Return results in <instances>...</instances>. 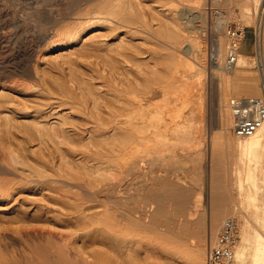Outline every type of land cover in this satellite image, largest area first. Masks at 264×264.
Here are the masks:
<instances>
[{"label":"bare ground","instance_id":"6f19581e","mask_svg":"<svg viewBox=\"0 0 264 264\" xmlns=\"http://www.w3.org/2000/svg\"><path fill=\"white\" fill-rule=\"evenodd\" d=\"M136 1H137V3L138 2L140 3L142 0H135V2ZM153 1H155V0H153ZM194 1H196V0H194ZM206 1H204L202 4H204ZM231 1H233V0H225V2H224V5L226 6L227 9H229V11L231 10V8H230ZM143 2H145V1H143ZM217 2H218V0H217ZM234 2H236V1H234ZM234 2H232V3H234ZM147 3L148 2H146V5L150 4V3L149 4H147ZM170 3H172V2H169V4ZM220 3H222V2H220ZM167 4H168V2H167ZM191 4H190L189 8H187V10L189 9L188 12H185V9L182 8L183 9L182 12L187 13V15H189V17H191V15H193L192 12L194 10L193 6ZM251 4L252 5L254 4V7L250 6ZM251 4H248V3L243 4L242 15L244 17H246L247 21H249V22L252 21L254 23L255 18H254L253 14H259L262 12L264 15V0H253V2H251ZM80 5L83 6V4H80ZM170 6L171 5H169V7ZM173 6L176 7V5H173ZM78 7H81V6H78ZM148 7L149 6H147V8ZM175 7H173V8L171 7V9H175ZM201 7H203V6L201 5ZM201 7H200V11L199 12L197 11V12L199 13V16L201 18L206 17L207 13H208L207 8H206L207 6L203 7V9H201ZM157 8H159V7H157ZM140 9L143 13L142 15L137 14V12L134 8L133 1H131V0H98L97 4H94V6H92L90 8L88 6V8L86 10H84L81 15L79 14V15H77V17L75 16L76 18H75V20L71 21L72 23L69 24L70 26H68V28L65 27V28H67L65 33L68 35V39L73 38L75 40L77 38H81L82 40H84L83 42H85V43L86 42L88 43L89 41H95V40L96 41L101 40V43H103L104 41H102V40L108 41V40L112 39L113 41H115V43L118 42L119 43L118 45H120V43L128 42L127 40H133V39L134 40L135 39L136 40L141 39L142 42L152 40L153 38L158 39L160 36L159 30L154 28V26L152 24L153 23L152 20H154V21L157 20L158 23L156 22V24H159V22H160L161 26L164 25V20L161 19L163 22L158 20V17L160 15H158V16H156V15L159 13H157L155 15V11L152 9H151V12L146 10L145 8L143 10H142V8H140ZM61 10H63V9H61ZM215 10L216 9L212 10V14L215 17V19L213 18L214 22L217 25H221L224 22H226L228 19L227 14H225V13L217 14L216 12H218V11H215ZM78 12H80V11H78ZM78 12H77V14H78ZM174 12H176V11H174ZM174 12L172 11V13H174ZM179 12H180V10H179ZM182 12L180 14H182ZM62 15H64L63 12H62V14L60 13V15H59L60 17L59 16L58 17L61 18ZM176 15H177V13H176ZM168 19H170V18H168ZM194 19H196V18L194 17ZM209 19H211V18H209ZM57 20H60V19H57ZM188 20H192V18H190ZM65 23L68 25L67 21H65ZM215 23H213V24H215ZM255 23H256V20H255ZM262 23H264V21ZM64 24H63V26H64ZM184 24L185 25L187 24L186 21L184 22ZM239 25H241L243 27L242 23H239ZM159 26L160 25H158V27ZM177 26H178V24H177ZM177 26H173V27H175V29H178L179 27L181 28V26H178V27ZM61 27H62V25H61ZM190 27L192 28V26H190ZM65 28H63V29H65ZM89 28H93L92 31L89 32V34H88L87 33L89 31L88 30L86 32L87 35L85 37H83V35H81V30L85 31ZM166 28H168V27H166ZM187 28H188V26H187ZM173 29L170 30V33L168 35L173 38L172 41L174 40L175 44L180 45V41H182V39L184 41L185 37L182 38V36H181L182 34H180V32H179L180 30L178 31V30H175V29L173 30ZM193 29H194L193 31H195V27ZM181 30H184V29L181 28ZM63 31L64 30H62L61 32H63ZM193 31L191 32V30H190L191 33H193ZM263 31H264V25H261V26L258 25L257 26V41H258L259 50H258V54L256 56H254V59H255V63H256L255 67H257L256 69L258 71V76H259V87L261 90V92L259 94L262 93V87L260 84V82H261V71H264V62H263V55H262V50H261V47L263 44ZM59 32H58V34L56 33L58 35V37L55 36L57 38H53L54 40H52V42H51L52 44L54 42H58V43L62 42V40H64L63 38L66 37V36H64L65 33H64V35H62L60 37V35L62 33L60 32L61 34L59 35ZM164 33H165V30H164ZM167 33H168V30H167ZM182 33H185V32H182ZM162 35H161L162 36L161 39H164L163 38L164 34L162 33ZM48 37H50V36H48ZM166 38H169V37H166ZM166 38H165V40H166ZM214 38H212L213 41H211L214 44L212 47L213 50H212V53L209 54V56L211 55L210 58L209 57L208 58L210 59L209 61H211V64H212V66H211L212 67L211 68L212 69V79H213L212 81H214L217 84H220V86H222L220 93L218 92L219 90L217 91L219 93L217 95H220V99H221V98H223V96L225 98L227 91H228L227 88L232 87L233 84L235 85V81L232 80L231 77L226 75L227 72L235 71L236 75H237L236 80H238V77H241L242 75H244L245 68H247V66H250L251 63H253L252 62L253 55L245 54L244 51H242V50L239 51V58H238L237 67H235L234 69H231V70H226L224 65H223V60L225 58L226 50H224V48H223L225 46H223V40L221 38V34L219 35V37H217L218 39H216V38L214 39ZM191 39H192V37H191ZM226 40H227V37H226ZM106 41H105V43H106ZM158 41L159 40H157L156 42H158ZM98 42H100V41H98ZM145 42H144V44H145ZM185 42H187V41H185ZM196 42H197V38H196ZM105 43H103V44H105ZM107 43L111 44L110 41ZM162 43H164V42H162ZM171 44H172V42H171ZM171 44H169V45H171ZM183 44H185V43H183ZM74 45H75V43H74ZM80 45H78L79 48L84 49V47L82 48V47H80ZM179 45H178V48H179ZM190 45H191V43H190ZM195 45H196L195 47H193V46L192 47L195 48L196 55L201 57V58H205L207 53H209L207 51L208 50L207 46H206L207 44L195 43ZM86 46H87V44H86ZM90 46H92V44H90ZM226 46H227V42H226ZM68 47L69 46H63V47L56 49L55 51L53 50L52 53L50 52L51 58L55 59V58H59L60 56L62 58L63 56L68 55V53L70 54L69 51H71V50L68 49ZM127 47L128 46H126V49L122 50V51H120L119 49H118V51L116 49L114 50L115 54L117 52H118L117 54H119L121 52L119 56L114 57V55H113V57L110 58V60H108L105 57V61H109V62H107L109 64V67L110 68L112 67L113 71L119 70V72L121 74L125 75V73H122L123 72L122 70H121L122 72L120 71L121 66H123L122 64L126 63V62L130 63L131 60H133V64L132 63L131 64L134 66H130V67H128L127 65L125 66L127 68L126 73H127V71L130 73V71L133 70V67L136 68L137 72L140 75H141V73H145V74L148 73L151 70V68L149 66H147L148 65L147 61H144V60L142 61L141 60L142 57H138L139 53L136 54L134 57L130 56V54L132 55V53L129 54L127 52L128 51ZM129 47H131V46H129ZM174 47H176V46H174ZM74 48H76V47H74ZM79 48H77V49H79ZM98 48H99V46L97 47V49ZM103 48L104 47L101 48L102 51L105 50V49L103 50ZM135 48H136V45H135ZM135 48L133 50H135ZM147 49H149V48H147ZM175 49L177 50V48H175ZM91 50L94 52L95 48L91 49ZM151 50L155 51V50H153V48H151ZM171 50H173L171 52L176 51V50H174V48L172 49V47H171ZM83 51H86V50L84 49ZM88 51L90 52V50L87 48L86 52H88ZM112 51L113 50L111 49L110 52H112ZM177 51H179V50H177ZM81 52H82V50H81ZM86 52H85V54H86ZM167 52L169 53V51H167ZM95 53L98 54L97 52H95ZM104 53H105V51H104ZM83 54H84V52H83ZM108 54H109V56H111L110 54H112V53H108ZM169 54H171V53H169ZM174 55H175V53H174ZM45 56H46V54H45ZM92 56L96 57L94 54ZM92 56H90V57H92ZM109 56H108V58H109ZM170 56L172 58L173 55H170ZM170 56H168V57H170ZM183 56H185V55H183ZM183 56L179 55V53H178L176 55L177 59H176V57L172 59L173 61H176L179 59L176 62L177 64L175 63V65L181 64L180 65V67H181L182 65L186 66L189 64V62L187 61L189 59H187V60L183 59L186 57V56L185 57H183ZM96 58H98V57H96ZM201 58H200V60H201ZM180 60H181V62H180ZM65 62H68V61L65 59ZM74 63H73V61L71 62L72 65H74ZM100 63H102V60L100 61ZM249 63H250V65H249ZM102 64H101V66H102ZM120 64H121V66H120ZM172 65H174V64H172ZM208 65H210V64H208ZM66 66L68 67V65H66ZM67 67H66V69H68ZM88 67L90 68V66H88ZM109 67H107V68H109ZM125 67H124V69H125ZM148 67L150 68L149 71H147ZM175 67L179 68V66H175ZM69 68H70V66H69ZM178 68H174V69H176V71L180 70ZM71 69H72V66H71ZM71 69H70V71H71ZM73 69H72L71 73H73L75 71ZM112 69H110L111 70L110 72H112ZM96 70H97V68H96ZM182 70H184V69H182ZM30 71H32V70H30ZM76 71H78V70H76ZM69 73H67V75ZM114 73H116V72H114ZM129 73H128V75H129ZM30 74H33V73L30 72ZM76 74L77 73H75V75ZM91 74L89 75L90 77H91ZM176 74L174 72L173 77L176 79L172 81L175 84L174 87H177L174 89V91L176 90V94L180 93L181 96L179 95V97H182V98H181V104L174 109L170 108V107H172V105L171 106L168 105V103L171 104L172 102L171 103L165 102V100H164V102H165L166 106H168L169 110H168V108L166 109V107H164L165 106L164 103H163L164 105H162V104L159 105L160 102H159L158 106H156L155 108L152 105H148L149 100H151L153 97H152V95L150 96L151 91L148 93L149 95L139 92L138 86H139L140 80L137 81V80H135V78L132 79L131 77L124 80V79H121V77L119 78V77H116V75L112 74V76L114 75V77H113L114 80L112 79L113 81H110L108 79H105V83H104L106 85L105 94L101 95V97H99V99H98V96H95L96 91L93 93V90L90 91L91 96H92V93L94 94L93 97L91 98L92 100L89 98L91 96H85V95H84L85 99L83 98V96H82L83 99H77L76 98L75 105H72V107H74V109L77 110L79 113L80 112L82 113L81 114L82 120H78V119L73 120L75 117L71 118V117H69V115H67L68 118H71L72 120H64V118H65L64 117L62 120H60V118H57L59 120L50 121L49 119L44 120L45 118L43 117L44 116V114H43V116H41V118L43 117V120L41 119V120L30 121L27 119L25 120V118H24V120L18 119L20 121V122L17 121L18 123H16V122L13 123V122H11V120H9L10 119L9 115H6L7 112L4 114V115H6L5 116L6 124H5V122H3L5 124L4 125L5 128H3V129L5 130L6 133H8V132L10 133L12 131L11 130L12 125H15V126L17 125V127H18V125L19 126L22 125L23 129L27 128L30 131L29 134H31V137L35 136L36 140L39 139V141H40V144L38 143V146L39 145L40 146L38 147L39 151L37 153L39 155H37V157L34 158L33 161H31L33 158L31 160L25 159L24 155H22L16 148H12L11 146L9 147V149L7 151H5V152H7L6 158H9L10 160L16 161V163L17 162L22 163L23 169L21 170V172L19 171L20 168H19V170H17V168L10 166L9 163L7 165V162L4 163V162H1V160H0V173H2V175L12 174L14 176H19L18 177L19 179L18 180L14 179L11 182V184H8V185L6 184L5 186H1V184H0V202H1L0 203V232L2 230L7 229V230L3 231V233L7 234V236L9 235L11 237H16V234L22 233L21 234L22 236L24 235V236L28 237L29 239H31L32 243L30 246H28L30 254L26 255V257L29 256V264H39V259H40L39 254H41L39 252L41 250H40V244L38 242V237L40 238V236H42V237L46 236V238H47L46 239L47 243L45 244V249L48 252H46L45 255L43 254V257H45L46 260H48L49 264H100L101 262L97 259L98 256L96 257V255H95L96 253L93 252V250L86 249L87 245L90 247V245H94V244L96 245L97 244V246L101 247V245H98V244L101 243L103 246H105L107 244H103V243H108V245H110V246L112 245L113 247L115 245L116 248L119 247V248L131 249V248H133L136 241L139 240V239L137 240L136 235L137 234L139 235L142 232L141 229H139V231L136 230V229H138V227L142 226L145 229H148V228L152 229L153 228L156 230H157V228L160 230L163 229L162 228V219L161 218L158 219V216H157V214H160V213H157L158 211H160L159 210L160 207L158 209H156L153 205H151L152 203H150V205L152 207H154L153 209L151 207V209L153 211L150 212L149 211L150 206L148 207L149 203L145 202L146 204L143 203V205L138 204L137 208H140L139 209L140 214H136L135 210H131L129 207H126V200L127 199L118 201L119 199H122V198L114 197V195L112 193L109 194V192H113L115 190V188L113 190V187H111L110 184H109V186H110L109 191L105 190L103 188V186H102V188H99V187L97 188L99 183L106 184L107 178L109 180V178H113L111 176H113L115 174V173L113 174V172L109 171V172H111V174H113V175H109L110 176L109 177L107 174H105L106 173L105 170H107V173H109L108 170L114 171L116 169V167H119V168H122V170L124 168L127 169V171L129 172L127 174H130L131 172L132 173H134V172L139 173L140 172L142 175H145V169H144V171L141 170V169H143V167L141 166V164H139V163H141L140 160L143 161V160L147 159L148 162H150V163H159L160 165L165 166L164 164L168 163V161H170V159L178 158V160H180V162L182 163L183 166H191L194 169V174H195L193 176L194 180L199 182L202 179V177H201V169L202 168L201 167H202L203 160H201V154H202L203 150L198 149L196 153L191 154V156H189V157L187 155H184V154L181 155V154L176 152V148L179 145L186 147L185 143H187V145H188L189 141L197 135L194 131V128H193V126H194L193 121H195V119H193V121H192L191 117H189V118L186 117V119L183 118V115H182L183 113L181 114V111H182V108H184L186 105L190 104L191 102H195V99L192 97L193 95L197 96V99L201 100V98H202L200 96L201 91L198 90L199 85L197 88H196L197 85H195V88H196L195 89L194 88V82L188 81L186 79V78L192 79L194 73L188 74V73H185L183 71L182 74L179 73L181 75H179V74L176 75ZM195 74H197V73L195 72ZM109 75H110V73H109ZM124 75H123V78L128 76V75L127 76H124ZM131 75H133V74H131ZM178 75H179V77H178ZM71 76H72V74H71ZM184 76H186L185 79H183ZM197 76H198V74H197ZM26 77H28V76H26ZM42 77H43V75H42ZM64 77L62 78V80H60L61 79L60 76L58 78L60 81L63 82ZM87 77H88V75H87ZM38 78H39V75H38ZM83 78H84V74H83L82 79ZM92 78L93 77H91L90 79H92ZM117 78H119L120 80H117ZM71 79H70V81H73V79H77V78L73 77ZM197 79H199V78H197ZM197 79H196V81H197ZM35 80H38V79H35ZM70 81L68 83H70ZM83 81H86V80L83 79ZM83 81H82V83L84 84L85 82H83ZM119 82H122V84ZM198 82L199 81H197V83ZM236 82L239 83V81H236ZM37 83H38V81H37ZM63 83H65V81ZM68 83H67V85H68ZM78 83L81 84V81L80 82L78 81ZM78 83H77V87L79 86ZM86 83H91V82L86 81ZM201 83H202V81H201ZM216 83H214V85H216ZM32 84H31V86L29 84V86L32 87L33 86ZM54 84H55V82H54ZM95 84H93V85H95ZM3 85H4V83H3ZM56 85H59V84H56ZM88 85H86V86L88 87V91H89L91 89V86L89 88ZM22 86L24 87L25 85L23 84ZM40 86H42V85H38V87H40ZM98 86H99V84H98ZM98 86L95 88L99 89ZM30 87H28V88H30ZM43 87L44 86H42V88H40V89H43ZM52 87H51V89H53ZM73 87H74V85H73ZM100 87H101V85H100ZM81 88L82 87L80 86V89ZM84 88L85 87H83L82 89H84ZM55 89H56V87H55ZM188 89H191V91H187ZM216 89H217V85H216ZM44 90H45V88H44ZM88 91H86V92H88ZM62 92H64V91L62 90ZM81 92L84 93L83 90H81L80 93ZM169 92H171V91L169 90ZM80 93H78L79 96L83 95L82 93L81 94ZM68 94H72V93L70 92ZM88 94H89V92H88ZM176 94H174V96ZM58 95H59V93H58ZM64 95L66 96V93ZM254 95H256V94H254ZM59 96H62V95L60 94ZM163 96H165V95H163ZM163 96H161V97H163ZM168 97H170V95H168ZM100 98H102V101L100 100ZM55 99H57V98L55 97ZM60 99L62 100V98H60ZM67 99H68V102H70L68 97H67ZM90 100H91V102H90ZM178 102L180 103V101H177V103ZM73 103H74V101H73ZM153 103H154V101H153ZM195 103L197 104V102H195ZM40 105H42V104H40ZM173 105L176 106V103H174ZM42 106H44V105H42ZM57 106H59V105H57ZM62 106H64V105H62ZM225 106H226L225 107L226 111H222L221 109L219 110L220 115H219L218 120L216 121L218 125H215V126L220 127L219 130L216 131L217 133H220V135L222 134V135H224V137L228 138L229 135L231 134V132L234 133V130L232 128L233 118L231 115V110L227 106V102H226ZM151 107H153V108H151ZM200 107H201L200 101H198L197 105L192 106V111H195L197 114V111L200 109ZM222 107H223V105H222ZM45 109H47V107ZM55 109H56V107H55ZM36 110H38V112H39L42 109L39 108V105H38V108ZM59 110H61V109H59ZM33 111L36 112L35 110H33ZM1 112H2V110H1ZM29 112H31V111H29ZM61 115H63V114H61ZM30 116H28V117H30ZM168 116L171 117V118H169L170 121L168 120ZM199 116H202V115L200 114ZM48 117H49V115H48ZM54 117H56V116H54ZM52 118H53V116H52ZM36 119H38V118H36ZM197 122L199 123V121H197ZM200 122L202 123V121H200ZM30 125L33 127V130L31 129ZM196 126L198 127V125H196ZM22 128H21V130H23ZM21 130H19V131H21ZM28 130H27V132H28ZM31 130L34 132V134ZM169 131H171L173 134H176V135L181 134L183 136H180L177 141L166 140V138H168V136H169ZM119 133H120V136L124 135L123 138L126 136L127 139L124 138L122 140V138H120L123 142L121 140L117 139ZM29 134H28V136H30ZM4 135L7 136L6 137V140H7L8 135L7 134H4ZM16 135H18V134L16 133ZM199 135H200V132H199ZM113 136H117V137H113ZM111 137H113V138H111ZM236 137L239 138L237 140V145L239 147V149H238L239 153H241V154H239V156H238L239 159H238V161H236V164H238L237 169H236L237 175L233 180L237 182V186L239 188V195L242 196L243 199L240 201L241 204H239L238 207L234 206L232 208L229 205H226L224 203V201L223 202L222 201H216V200L214 202L211 201L212 205L211 204L209 205L210 212H209V210H208V212H209V214L212 215V217H211L212 219H210V221H209V217H208V222H206L207 224H209L208 225L209 226L208 237L209 238L212 237L210 240H214L216 238L215 237L213 239V237L217 231L218 225H219V219H221V217H224V215L226 213L236 214L239 211L240 212L246 211L245 214H247V211L249 210V212L254 214L253 218H251L249 216L246 217L245 214L241 213L242 216H241V219H239V228H238L239 240L236 242L235 247H234L235 253H236V256L238 259V264H264V232H262L261 229L256 225L257 224L256 222H258L259 225L264 227V123L252 135L245 136V137H240V136L236 135ZM31 141H33V140H31ZM227 142L229 144L235 146V143L229 142L228 139H227ZM8 144H10V143L8 142ZM11 144H12V142H11ZM16 144H19V143H16ZM4 145H6L5 141L2 145V147ZM20 145H21V143H20ZM6 147H7V145H6ZM29 147H30V145H29ZM4 149L6 150V148H4ZM32 149H30V150H32ZM209 149H211V148H209ZM205 150H207V148ZM214 150H215V148H214ZM2 151H3V149H2ZM213 159L214 158H212V160ZM2 161H3V159H2ZM142 164H143V162H142ZM17 165H19V163H17ZM139 165L142 168H139L140 167ZM215 165L216 164L212 163V166H213L212 173L213 174H212L211 180H212L213 184L221 182V180H225V178L220 177V174L218 173V169L215 168ZM18 167H20V166H18ZM89 167H95V168H98L101 170L103 168V171L100 174V173H98V170H94V171H97V173L96 172L93 173L94 171L92 169L90 172L93 171L92 173L94 175H91V174L87 175V173H85V172H87ZM144 167H146V165ZM158 167H160V166H158ZM216 167H218V166H216ZM119 171H120V169H119ZM187 171H185V172H187ZM115 172H117L119 174L118 170ZM222 173L223 172H221V174ZM120 175H121V173H120ZM120 175H119V178H121ZM151 175H150V177L149 176L144 177L146 182L149 183V181H151V180H149L153 176V175L152 176ZM114 176H116V175H114ZM130 176H132V174L129 175V177ZM135 177H136V175H135ZM124 178L126 179V177H124ZM159 178H163V177H161V174H160ZM221 178H223V179H221ZM114 179H116V178L114 177ZM157 179H158V177H157ZM123 181L124 180H122L121 182H123ZM126 181H124V182H126ZM165 181H167V180H164V182ZM116 183L118 184L120 182H116ZM93 184H95V186L97 185L96 188L94 187ZM145 184H147V183H145ZM223 184H224V182H223ZM106 185H107V187H105V188H108V184H106ZM111 185H113L112 182H111ZM127 185H128V181H127ZM141 185H142V183H141ZM167 185H168V183H167ZM214 185H216V184H214ZM118 186H119V184H118ZM170 186H167V187H170ZM217 186L220 187L219 185H217ZM221 186H222V184H221ZM121 187L122 186L120 183V188ZM129 187H127V188H129ZM142 187L143 186H141V188ZM157 187L158 186H156V187L155 186H147V188H149L151 191L154 192V194H152V195L156 194L154 190L157 189ZM212 187H211V190H212ZM27 188H30V189L32 188L34 190H40V195L35 196L37 194L34 193L35 194L34 196H29V195L25 196V195L20 193V192H24ZM152 188H155V189H152ZM220 189L221 188H219V190ZM129 190H130V188H129ZM129 190L127 192H129ZM121 191H123V190H121ZM141 191L143 193L144 189H141ZM145 191H146V189H145ZM168 191H169V188H168ZM213 192H215V191L213 190L212 193ZM219 192H221V191H218V194H219ZM199 193L200 194H198V197L200 199L201 198V191ZM31 194L33 195V193H31ZM121 194L124 195V194H126V192L124 194L123 193H121ZM147 194L148 193H146V195ZM106 195L108 196V198L106 200H103L104 198H106ZM143 195H144V193H143ZM143 195H141V196H143ZM159 195H160V193H158L154 197L153 196L152 197L155 199V197H157ZM129 196L133 197L134 195L131 194ZM134 198H136V197H134ZM153 198H152V202H153ZM156 199H158V198H156ZM156 199L154 201H156ZM104 201L107 202V205L102 207V205L104 204ZM159 201H160V199H159ZM225 202H227V201H225ZM2 203H5V204L3 205ZM179 203H181V202H179ZM130 204H131V202H130ZM182 204L184 205L185 203H182ZM182 204H180V205H182ZM199 205H200L199 201L196 202L194 209L189 210V212L192 211L191 212L192 214L197 212ZM240 205H243L244 207H248V208L245 209V208L241 207V210H240L239 209ZM157 206H160V204L158 205V202H157ZM178 208H179V206H178ZM180 208H181V206H180ZM184 208H185V206H184ZM32 209H33V211H32ZM155 210H157V212ZM114 211H116V213H113ZM10 212H12V213H10ZM110 212H112V215L110 214ZM162 217H164V216H162ZM169 219H171V218H169ZM38 221H44V223H46V226H40ZM170 223H172V222H170ZM187 224H189V223H187ZM178 225H180V223ZM182 225H181V227H182ZM198 225H200V224H198ZM201 225H203V224H201ZM221 225H220V227H221ZM192 227H194V226H192ZM198 227H200V226H198ZM10 228H13L16 231H19L20 233L14 232L11 234L8 231V229L10 230ZM169 228H171V226ZM182 228H180V230ZM195 228H196V226H195ZM204 228H205V226H204ZM189 229H191V226ZM146 231L148 233L149 232L151 233L152 230L151 231L146 230ZM143 232H144V229H143ZM161 232L162 231H160V232L158 231V233L160 235H162V237H159L156 239L160 240V238H162V241H163V239H165V237H163L164 234H162ZM167 232H169V231H167ZM167 232H164V233L167 234ZM148 233H147V235H148ZM155 233H156V231H155ZM4 234H3V236H4ZM205 234H207V232ZM17 237H19V236H17ZM17 237L15 238V241L18 240ZM192 237L195 238L193 235H192ZM107 238H108V240H106ZM140 238L143 239L144 237L143 238L140 237ZM197 238H199V237H197ZM203 238H204V236L202 238H199V239L201 240ZM0 239H1V237H0ZM145 239L146 238H144V240ZM2 240H3V238H2ZM165 240H167V238ZM210 240H208V241H210ZM110 241H112V243ZM202 241H204V239ZM149 242L152 243L151 241H149ZM163 242H162V245H163ZM41 243H43V242H41ZM203 244H205V242ZM203 244H201V247ZM42 246L44 247V244H42ZM28 247H25V248L28 249ZM160 247H161V244H160ZM194 247H195V249L197 248L196 246H194ZM194 247L193 248L191 247V248L194 249ZM203 247H205V246H203ZM20 248H22V247H20ZM110 248L111 247H109V249ZM116 248H114L115 254L117 253ZM187 248H188V250H187V252H188L190 247H187ZM191 248H190V250H191ZM134 249L136 250L137 248L134 247ZM199 249H200V252L196 253V250H199ZM196 250L194 251L195 253L193 252V254L196 255V256H194V258L198 259L201 264H206V262H205L206 261L205 260V258H206L205 248H203L201 250V248L198 247V249H196ZM23 251H24V249L22 250V252ZM49 251H52V253L50 252L51 254H49ZM101 251H103V250H100V252ZM111 251L114 252V250H109V252H111ZM123 251H125V250H123ZM126 251H127V249H126ZM129 252H131V250ZM112 254L114 256V253H112ZM119 254H121V253H119ZM122 254H124V253H122ZM102 255H104V254H102ZM117 255H118V253H117ZM104 256H106V255H104ZM12 257H14V256H12ZM16 258H17V256H16ZM117 258L119 259V257H117ZM121 258H122L121 263L125 264L126 262H123L124 261L123 257H121ZM128 259H130L129 260L130 262H128V264H129V263H131L132 260L130 257ZM128 259H126V260H128ZM10 260H11V258H10ZM3 261H1L0 264H4ZM7 262H8V260H7ZM109 262H110V260H109ZM111 263H112V261H111ZM114 263L115 262H113V264ZM42 264H44V263H42ZM46 264H48V263H46ZM104 264H106V263H104Z\"/></svg>","mask_w":264,"mask_h":264},{"label":"rangeland","instance_id":"374dc122","mask_svg":"<svg viewBox=\"0 0 264 264\" xmlns=\"http://www.w3.org/2000/svg\"><path fill=\"white\" fill-rule=\"evenodd\" d=\"M96 1L98 2V0H0V140L2 139L1 140L2 142L0 141V145H1L0 146L1 147L0 148V152L1 153L3 152L2 154L0 153V158H1L0 160H1V162H4V163L7 162V165L9 163L10 166H13L14 168H17V170H19V168H20L19 171L21 172V170L23 169L22 163L17 162V163H19V165H17L16 161H13V160H10L9 158H6V155H7L6 153L7 152H5V151H7L10 146L12 148H16L22 155L25 156V159L31 160L33 158L31 161H33L34 158H36L37 155H39L37 153L39 151L38 147L40 145L38 146V143L40 144V141H39V139L36 140L34 135H33L34 137H31V134H29L30 131L27 128L23 129L22 125L21 126L18 125V127H17V125L16 126L12 125V127H11L12 131L10 133L9 132L8 133L5 132V130L3 128H5L4 125L6 124V119H5L6 115H9V117H10L9 120H11V122H13V123H15V122L18 123V122H20L19 120H24V118H25V120L27 119V120H30V121H32V120H41V119L43 120V117L45 118L44 120H48L49 119L50 121L59 120L57 118H60V120H62L64 117H65L64 120H72L71 119L72 117H75L73 120H77V119L78 120H82L81 119V114L82 113L81 112L79 113L77 110L74 109V107H72V105H75L76 98L77 99H83L85 96H91V94H90L91 92L90 91L93 90V93L96 91L95 96H98V99H99V97H101V95L105 94V88H106V85L104 84L105 83V79L113 81L114 80L113 79L114 75H116V77H119V78L121 77V79H124V80L128 79L129 77H131L132 79L135 78V80H137V81L140 80V83H139V86H138L139 92L148 94L151 91L150 92V96L152 95V97H153L151 100H149L148 105H152L155 108L156 106H158L159 102H160L159 105H161V104L164 105L165 102H170V103L172 102L171 104L168 103V105H170V106L172 105V107H170V106L169 107L171 109L172 108L174 109V108H176L177 106H179L181 104V98H182V97H179V95L181 96L180 93L176 94V90L174 91V89L177 88V87H174L175 84L172 82L173 80L176 79V78L173 77L174 72H175V74L176 73L177 74H179V73L182 74L183 71L185 73H188V74H193L194 73L192 79L191 78H186V76H184L183 79L186 78L188 81H193L194 82V88H195V85H197L196 88L199 85L198 90L201 91V95H200L202 97L201 100L197 99V96H195V95H193L192 97L195 99V102H197V104H198V101H200V105H201V107L199 109L200 111L199 110L197 111L198 115L196 114L195 111H192V106L197 105V104L195 102H191L190 104H188L184 108H182L181 114L183 113L182 115H183V118H185V119H186V117L187 118L191 117L192 121H193V119H195V121H193L194 122L193 123V125H194L193 128H194V131H195V133L197 135L193 139H191L189 141L188 145H187V143H185L186 147H183L182 145H179L176 148V152L181 154V155H183V154L187 155L189 157V156H191V154L196 153L198 149H202L203 150V152L201 154V160H203L202 167H201L202 168L201 169V177H202V179L199 182L194 180L193 179V176L195 175L194 174V169L191 166H183L182 163L180 162V160H178V158L170 159V161H168V163L164 164L165 166H162L159 163H150L146 159L147 161L146 160H143V161L140 160L141 163H139L143 167V169H141V170L144 171V169H145V175L146 176L142 175L140 172H139L140 174L138 172H134V173L131 172L130 174H127V173H129L127 171V169L124 168L122 170V168L116 167V169L114 171L113 170H108V172L111 171V172H113V174L115 173L114 175H116V176L111 174V172H109L110 174L107 173V170H105L106 173L104 172L108 176L109 175H113V176H111L113 178H109V180L107 178V183L106 184H108V188H105V187H107L106 184L99 183L98 186L96 185L97 188L98 187L102 188V186H103V188L105 190H108V191L110 189V186L113 187V190L115 188V190H114L115 192L114 191L113 192H109V194L112 193L114 195V197L122 198V199H119V200L117 199L118 201L127 199L128 201L126 200V207H129L131 210H135L136 214H140V210H139L140 208H137L138 204L143 205V203L144 204L149 203L148 207L150 206V209H149L150 212L153 211L152 209L154 207L156 209H158L160 207V209H159L160 211H158V212H157V210H155V211L157 213H160V214H157V216H158V219L159 218L162 219V228L163 229L160 230V229L157 228V230L159 232L162 231L161 233L165 235V236L163 235V237H165V239L167 238V240L163 239V241H164L163 242L162 238H160L161 241L159 239H156V238L162 237V235H160L156 229H153V228L152 229L151 228L145 229L142 226H140V227H138V229H136L138 231H139V229L142 230V232L140 231L141 233L139 232L140 233L139 235L138 234L136 235V238H137V240L139 239L138 240L139 242L136 241V243L134 244L133 248H131V249L119 248V247L116 248L115 245L113 247L112 245L111 246L108 245V243H103V244H107L112 249L111 248L109 249V247L107 245L103 246L101 243L98 244V245H101V247L97 246V244L96 245L94 244V245H90V247L87 245L88 247L86 246V249L93 250V252L96 253L95 255H96V257L98 256L97 259L101 262L100 264H102V263L103 264L104 263L110 264L111 261H112L111 264H113V262H115L114 264H122L121 263L122 262V258L121 257H123V260H124L123 262H126L127 264H128V262H130L129 261L130 259H128L129 257L132 260L131 263H129V264H174V263L175 264H201L198 259L194 258V256H196V255H194L193 252L196 249H198V247L201 248V250L203 248H205V251H206L205 260H207L208 246L210 245V243L212 241L215 240L214 238L217 236V234L219 232V229H220V225L222 224L224 219L229 217V216H237V217H239V219H241V216H242L241 213L245 214V212H246V211H242V212L239 211L236 214L226 213L224 215V217H221V219H219V225H218L217 231L215 233L216 236L214 235V237H213L214 240H210L212 237L211 238L208 237V231H209V226L208 225L209 224L206 223V222H208V217H209V221H210V219H212L211 218L212 215L209 214V212H210L209 205L210 204L212 205V202H214L216 200V201H222V202L224 201V203L226 205H229L231 208L234 207V206L238 207V205L241 204L240 201L243 199L242 196L239 195V188L237 186V182L233 180L236 177V175H237V170L236 169H237L238 164H236V161H238V159H239L238 156H239V154H241V153H239V150H238L239 147L237 145V140L239 138L236 137V135L234 133H232V132H231V134L229 135L228 138L224 137V135H222V134L220 135V133L216 132L220 128L219 126H215V125H218L216 121L218 120L219 115H220V111L219 110L221 109L222 111H226V108H225L226 107L225 106L226 102H228V99L231 96H233V95H238V94H259L261 92L260 87H259L258 71L256 69L257 67H255L256 63H255V59H254V55H255V53H254V54H252L253 55V59H252L253 63H251V65L249 63V65H250L249 67H251V68H249L247 66V68H245L244 75H242L241 77H238V80H236L237 79L236 78L237 75H236L235 71L227 72L226 75H228L229 77L232 78V80L235 81V85L233 84L232 87L227 88L228 91H227V94H226L225 98L223 96V98L220 99V95H217V94L220 93V90L222 89V86H220V84H217L216 82L212 81L213 80L212 79V69H211L212 68L211 67L212 64H211V61H209L210 60L209 58L211 56V55L209 56V54L212 53V50H213L212 47H213L214 44L211 41H213L212 38H214V37L216 39H218L217 37H219V35L221 34V38L223 40V46H225L223 48H224V50H226V42H227V40H226V27H227L228 24H239V23L243 24V27H245L246 31L248 29L252 30V32H253L252 33L253 34L252 37L255 38L256 26L264 25V23H262L264 21V15H263L262 12L259 13V14H253L254 18L256 20V23H255V20H254V23L252 21L251 22L247 21L246 17H244L242 15L243 4H245V3L251 4V2H253V0H233V1H231V6H230L231 10L230 11L224 5L225 0H218V2H217V0H215V1L214 0H207V1L206 0H196V1H194V0H170V1L169 0H155V1H153V0H142L140 3L139 2L137 3V1L135 2V0H131V1H133L134 8H135L137 14H139V15L143 14L140 8H142V10L145 8L146 10H148L150 12H151V9H152V10L155 11V15L157 13H159V14L156 15V16L160 15L158 17V20H160L161 22H163L162 20H164V25H163L164 27L161 26L160 22H159V24H156L157 20H155V21L152 20L153 21L152 24H153L154 28L159 30V35L160 36H159L158 39L153 38L152 40L146 41L147 43L144 41L145 44H144V42H142L141 39H137V40L133 39V40H127L128 42L120 43V45H118L119 44L118 42L115 43V41H113L112 39H110L108 41L102 40V41H104L103 43H105V41H106L105 44L101 43V40L89 41L88 43L87 42L86 43L83 42L84 40H82L81 38H77L75 40L73 38H71V39L69 38L70 39L69 40L68 39V35L65 32H66V29L68 28V26H70L69 24L72 23L71 21L75 20L77 15H79V14L81 15L82 12L88 8V6L90 8V7L94 6V4H97ZM143 1H145V2H143ZM204 1H206V2L204 4H202ZM234 1H236V2H234ZM146 2H148L147 4H149V3L150 4L146 5ZM167 2H168V4H167ZM169 2H172V3L169 4ZM220 2H222V3H220ZM232 2H234V3H232ZM80 4H83V6L80 5ZM172 4L176 5V7L173 6ZM190 4L193 6V9H194L193 12H192L193 15H191V17H189V15H187V13H183L182 12L183 9H185V12H188L189 9L187 10V8H189ZM169 5H171V6L169 7ZM201 5L203 7L207 6L206 8H207V12H208L207 16L206 17H202V18L199 16V13H198L200 11ZM78 6H81V7H78ZM147 6H149L148 7L149 9L147 8ZM250 6L254 7V4L253 5L251 4ZM157 7H159V8H157ZM171 7L172 8L175 7L176 10L175 9H171ZM203 7H201V9H203ZM61 9H63V10H61ZM178 9L180 10V12H179ZM213 9H216L215 11H218V12H216L217 14H220V13L227 14V18H228L227 21L224 22L221 25H217L214 22L215 17L212 14V10ZM78 11H80L81 13L78 12ZM172 11L173 12L176 11V12L172 13ZM62 12H63L64 15H62L63 17L61 16V18H59L60 17L59 16L60 13L62 14ZM77 12H78V14H77ZM181 12H182L183 15L180 14ZM176 13H177V15H176ZM194 17L196 19H194ZM208 17L211 18V19H209ZM168 18H170V19H168ZM190 18H192V20H188ZM57 19H60V20H57ZM184 20L187 23L186 25L184 24V22H185ZM65 21H67L68 25L65 23ZM62 23L63 24L65 23L64 26H63ZM213 23H215V24H213ZM177 24H178V26H181V28H183L184 30H181L180 27L178 29H175V27H173V26H177ZM61 25H62V27H61ZM158 25H160V26L158 27ZM165 26L168 27V28H166ZM187 26H188V28H187ZM190 26H192V28ZM65 27H67V28H65ZM194 27H195V31H193ZM63 28H65V29H63ZM173 28L175 30H178V31L180 30L179 32H180V34H182L181 35L182 38H184V37L186 38L187 36L189 37V38L187 37L188 39L184 38V41H183V39H182V41H180V45L178 44L179 48H178V45L174 43V40L172 41L173 38L168 35L170 33V30L173 29ZM92 29L93 28H89V29H87L85 31L81 30V35H83V37H85L87 35V33L89 34V32L92 31ZM62 30H64V31L61 32ZM164 30H165V33H164ZM167 30H168V33H167ZM190 30H191V32L193 31L194 34L191 33ZM181 31L185 32L186 34L182 33ZM58 32H59V35L61 34L60 37L62 35H64V33H65L64 36H66L67 38L66 37L63 38L65 41L62 40V42H59V43L58 42H54L52 44L51 42H52V40H54L53 38H57L58 37V35H57ZM161 32L164 34V37H163L164 39H161V37L163 36ZM48 36H50V37H48ZM55 36H57V37H55ZM166 37H169V38H166ZM191 37H192V39H191ZM165 38H166V40H165ZM196 38H197V42H196ZM157 40H159L158 41L159 43L156 42ZM98 41H100V42H98ZM109 41H110V43L112 45L107 43ZM185 41H187V42H185ZM162 42H164V43H162ZM171 42H172V44H171ZM74 43H75V45H74ZM183 43H185V44H183ZM190 43H191V45H190ZM195 43H202V44L205 43V44H207L206 45L207 49H208L207 51L209 52V53H207L208 56L206 55L205 58H201V57L197 56L196 52H195L196 50H195V48H193V47L196 46ZM86 44H87V46H86ZM90 44H92V46H90ZM169 44H171V45H169ZM78 45H80V47H82V48L84 47V49L86 51H87V48H88L90 50V52L88 51L89 52L88 53L86 51H83L84 49L79 48ZM106 45L107 46L109 45V46L107 47ZM135 45H136V48H135ZM63 46H69L68 49L71 50V51H69L70 54L68 53V55L63 56L62 58H61V56L59 58H55V59L51 58L50 52L52 53L53 50L55 51L56 49H58L60 47H63ZM96 46L97 47L99 46V48H98L99 50L97 49ZM126 46H128L127 47L128 48L127 52L129 54L132 53V55L130 54V56L134 57L136 54L139 53L138 57H142V59H141L142 61L143 60L147 61V64H148L147 66H149L151 68V70H150V68L148 67L147 71L150 70L148 73H146V74L145 73H141V75H140L137 72L135 67H133V70H131L130 73L128 71L126 73L127 68L125 66L126 65L128 67L134 66V65H132L133 64V60H131V62L129 61L130 63L126 62V63L122 64L125 67V69L120 64V66H121L120 71L122 70L123 72L122 71L121 72L125 73V75L121 74L119 72V70L118 71L117 70L113 71L112 67L111 68L109 67V64L107 63L109 61H105V57L108 60H110V58H112L113 55H114V57L115 56H119L120 53H121L120 51L125 50ZM129 46H131L132 48L129 47ZM174 46H176V47H174ZM74 47H76V48H74ZM102 47H104L103 50L105 49L104 50L105 53H104V51H102V49H101ZM146 47L149 48V49H147ZM171 47H172V49L174 48V50H176L175 48H177V50H179L180 52L177 51V50L175 52H171V51H173V50H171ZM77 48H79L80 50L77 49ZM94 48H95V51L93 52L91 49H94ZM134 48H135V50H133ZM151 48H153V50H155V51H152ZM111 49L113 50L112 52H110ZM115 49L117 51L119 49L120 53L117 54L118 53L117 52L115 54V51H114ZM81 50H82V52H81ZM134 51L135 52L137 51V52L135 53ZM167 51H169V53H171V54H169ZM83 52H84V54H83ZM85 52H86V54H85ZM95 52H97L98 54H96ZM108 53H112V54H110L111 56H109ZM174 53H175V55H174ZM178 53H179V55H182V56L185 55L186 57L183 56L185 58H183V57L182 58L186 59V60L189 59L187 61L189 62L190 65L189 64L186 65V66L184 65L185 67L183 65H182L183 67L182 66L180 67L181 64L175 65V63L179 59L176 60V61H173L172 59L175 58ZM45 54H46V56H45ZM93 54L96 57H98V58L93 57L92 56ZM107 55L109 56V58H108ZM170 55H173L172 58H171ZM90 56H92V57H90ZM168 56H170V57H168ZM200 58H201V60H200ZM65 59L68 62H65ZM176 59H177V57H176ZM101 60H102L103 64L100 63ZM72 61H73V63L75 62L74 65L71 64ZM180 62H181V60H180ZM101 64H102V66L103 65L104 66L102 67ZM172 64H174V65H172ZM208 64H210V65H208ZM66 65H68V67ZM69 66H70V68H69ZM71 66H72V69L74 68L73 69V70H75L74 72L77 73L76 75H75L74 72L71 73V71H72ZM88 66H90V68ZM175 66H179V68L175 67ZM66 67L69 70L66 69ZM107 67L112 69L113 73L110 72L111 70L109 68H107ZM96 68H97V70H96ZM174 68H178L180 70L176 71V69H174ZM70 69H71V71H70ZM182 69H184V70H182ZM30 70H32V71H30ZM76 70H78V71H76ZM30 72L33 73V74H30ZM114 72H116V73H114ZM195 72L198 74V76H197V74H195ZM67 73H69L70 75L69 74L67 75ZM82 73L84 74V78L83 79H85L87 82H91V83H86V81H83V79H82L83 74ZM109 73H110V75H109ZM128 73H129V75H128ZM71 74H72V76H71ZM90 74H91V77H93L92 79H90L91 78L89 76ZM112 74H114V75L112 76ZM131 74H133V75H131ZM161 74L162 75L164 74V75L162 76ZM181 74H179V75H181ZM38 75H39L40 79L38 78ZM42 75H43V77H42ZM87 75H88V77H87ZM123 75L124 76L128 75V76L123 78ZM179 75H178V77H179ZM26 76H28L29 78L26 77ZM57 76L58 77L60 76V78H61L60 80H62V78L65 76L64 79H63L65 81V83H63L64 81L63 82L60 81ZM73 77L77 78L78 80L77 79H73V81H70V79L73 78ZM119 78H117V80H120ZM197 78H199V79H197ZM35 79H38V80H35ZM196 79H197V81H199L198 83H197ZM37 81H38V83H37ZM69 81H70V83H68ZM78 81L79 82L81 81L82 85L80 83H78ZM82 81L85 82L86 84L85 83L83 84ZM201 81H202V83H201ZM236 81H239V83H237ZM54 82H55V84H54ZM213 82L216 83L217 89H216V85H214ZM3 83H4V85H3ZM67 83H68V85H67ZM77 83L79 84L78 87H77ZM97 83L99 84V86H98ZM119 83L122 84V82H119ZM23 84L25 85L24 87L22 86ZM29 84H30V86H31V84L33 86L30 87ZM56 84H59V85H56ZM93 84H95V85H93ZM38 85L44 86L43 89H40V88H42V86L38 87ZM73 85H74V87H73ZM86 85H88L89 88L91 86V89L89 91H88V87ZM96 85L99 87V89L97 88L98 90L95 88V87H97ZM100 85H101V87H100ZM27 86L30 87V88H28ZM80 86L82 88L83 87H85V88L87 87L86 88L87 90L85 88L84 89H82V88L80 89ZM51 87L55 91L53 89H51ZM55 87H56V89L57 88L58 89L56 90ZM44 88H45L46 91L44 90ZM191 89H188L187 91H191ZM62 90L64 92H62ZM81 90H83L85 94L81 92L83 95L79 96L78 93H80ZM169 90L171 92H169ZM69 91L72 94H68V93H70ZM86 91H88L90 95ZM58 93H59V95L61 94L62 96H59ZM65 93H66V96L64 95ZM93 93H92V96L89 97L90 99L93 97V95H94ZM174 94H176V95L174 96ZM163 95H165V96H163ZM168 95H170V97H168ZM82 96H83V98H82ZM161 96H163V97H161ZM55 97L57 99H55ZM67 97L69 98L70 102H68ZM60 98H62V100ZM72 100L74 101V103H73ZM91 100H90V102H91ZM100 100L102 101V98H100ZM164 100H165V102H164ZM153 101H154V103H153ZM177 101H180V103L179 102L177 103ZM173 102L176 103V106L173 105L174 104ZM40 104H42L44 106H42ZM38 105H39V108L42 109L41 110L42 112L41 111L38 112V110H36L38 108ZM57 105H59V106H57ZM62 105H64V106H62ZM222 105H223V107H222ZM46 107H47L48 110L45 109ZM55 107H56V109H55ZM153 107H151V108H153ZM164 107H166V109L168 108V106H166V104H165ZM32 109L35 110L36 112H34ZM59 109H61V110H59ZM1 110H2V112H1ZM168 110H169V108H168ZM29 111H31V112H29ZM6 112H7V114L4 115ZM60 113L63 114V115H61ZM43 114H44V116H43ZM200 114L202 116H199ZM27 115L28 116L31 115L32 117L31 116L28 117ZM48 115H49L50 118L48 117ZM67 115H69V117H71V118H68ZM41 116H43V117L41 118ZM52 116H53L54 119L52 118ZM54 116H56V117H54ZM35 117L38 118V119H36ZM169 118H171V117L168 116V120H169ZM197 121H199V123ZM200 121H202V123ZM3 122H5V124ZM195 124L198 125V127ZM21 128L23 130H21ZM26 129L28 130V132H27ZM31 129L33 130L32 126H31ZM19 130H21L22 132L19 131ZM199 132H200V135H199ZM16 133L18 135H16ZM4 134L8 135V139L7 140H6L7 136L4 135ZM28 134L30 136H28ZM33 134H34V132H33ZM119 136H120V133H119L118 138H117L119 140H121L120 138H122V140L124 138L127 139L126 136L123 138L124 135H121L122 137L121 136L119 137ZM180 136H183V135H181V134L180 135H176V134H173L171 131H169V136H168V138H166V140L177 141ZM113 137H117V136H113ZM113 137H111V138H113ZM30 139L33 140V141H31ZM227 139H228L229 142H234L235 146L229 144L227 142ZM4 141H5L6 145H7V147H6V145H4L2 147ZM10 141L12 142V144H11ZM8 142L10 144H8ZM16 143H19V144H16ZM20 143H21L22 146L20 145ZM29 145H30V147H29ZM208 147L211 148V149H209ZM4 148H6V150ZM206 148H207V150H205ZM214 148H215V150H214ZM2 149H3V151H2ZM30 149H32V150H30ZM211 157L214 158V159L212 160ZM2 159H3V161H2ZM142 162H143V164H142ZM212 163L216 164L215 168L218 169V173L220 174V177L225 178V180H221V182L214 183L216 185H214L212 180H211L212 174H213L212 173V168H213ZM147 164L148 165L150 164V165L148 166ZM145 165H146V167H144ZM18 166H20V167H18ZM141 166L139 168H142ZM158 166H160V167H158ZM216 166H218V167H216ZM95 167H89V169L85 173H87V175L88 174L94 175L93 173H95V172L97 173V171H94V170H98V173L101 174L102 171H103V168L101 170V169H98V168H95ZM92 169L94 171V172L92 171L93 173L90 172ZM119 169H120V171H119ZM117 170H118L119 174L117 172H115ZM146 170L147 171L149 170V171L147 172ZM185 171H187V172H185ZM221 172H223V173L221 174ZM120 173H121V175H120ZM131 174H132V176L129 177V175H131ZM134 174L136 175V177H135ZM160 174H161V177H163V178H159ZM0 175H1L0 176L1 177L0 178L1 186H5L6 184L7 185L11 184V182L14 179L15 180L19 179L18 178L19 176H14L12 174H9V175H5L4 174V175H2V173H0ZM119 175H120V177L122 179L119 178ZM150 175L152 177L149 179L151 181H149V183H148V182L145 181L144 177H148V176L150 177ZM123 176L126 177V179ZM114 177L117 180L114 179ZM157 177H158V179H157ZM223 178H221V179H223ZM163 179L167 180V181L164 182ZM122 180H124V181L127 180L128 181V185H127V181L126 182H124V181L121 182ZM111 182H112L113 185H111ZM116 182H120L122 187L120 188V183H118L119 184V186H118V184ZM223 182H224V184H223ZM141 183H142V185H141ZM145 183H147V184H145ZM167 183H168V185H167ZM95 184H93V185L96 188ZM109 184H110V186H109ZM221 184H222V186H221ZM146 185L147 186H155V187L158 186L159 187V188L157 187V189L152 188V189H155L154 191H155L156 194L160 193L159 196L155 197V199L158 198V199H156V201H154L155 199L153 198L156 194L152 195V194H154V192L151 191L149 188H147ZM217 185H219L220 187H218ZM141 186H143V187L141 188ZM167 186H170V187H167ZM127 187H129L131 191ZM211 187H212V190H211ZM168 188H169L170 192L168 191ZM219 188H221V189L219 190ZM141 189H144V191L146 189L145 192L143 191L144 195H143ZM121 190H123V191H121ZM128 190H129V192H127ZM213 190L215 192L212 193ZM200 191H201V198L199 199L198 194H200L199 193ZM218 191H221V192H219V194H218ZM125 192H126V194H124ZM20 193L25 195V196H27V195L34 196L35 194H37L35 196H39L40 195V190H34L32 188L31 189L27 188L24 192H20ZM31 193H33V195ZM121 193H123L124 195H122ZM146 193H148V194L146 195ZM131 194L134 195V196L133 197L129 196ZM141 195H143V196H141ZM134 197H136V198H134ZM107 198H108V196L106 195V198H104L103 200H106ZM152 198H153V202H152ZM159 199H160V201H159ZM198 201H199V204H200L199 207H198V210H197V212L192 214L191 213L192 211L189 212V210H193L196 202H198ZM225 201H227L228 203L225 202ZM130 202H131V204H130ZM157 202H158V205L160 204V206H157ZM179 202H181V203H179ZM150 203H152L151 205H153L154 207H152L150 205ZM182 203H185V204L183 205ZM2 204L4 205L5 203H2ZM180 204H182V205H180ZM105 205H107V202L104 201V204L102 205V207H104ZM178 206H179V208H178ZM180 206H181V208H180ZM184 206H185V208H184ZM151 207H152V209H151ZM241 207L245 208V209L248 208V207H244L243 205H240L239 206L240 210H241ZM208 210H209V212H208ZM32 211H33V209H32ZM10 213H12V212H10ZM113 213H116V211H114ZM110 214L112 215V212H110ZM245 215H246V217L247 216H249L251 218L254 217V214L249 212V210L247 211V214H245ZM162 216H164V217H162ZM169 218H171V219H169ZM170 222H172V223H170ZM38 223L40 224V226H46V223H44V221H38ZM179 223H180V225H178ZM187 223H189V224H187ZM256 223L255 224L261 229V231L264 232V227L259 225L258 222H256ZM198 224H200V225H198ZM201 224H203V225H201ZM181 225H182L183 228L181 227ZM170 226H171V228H169ZM190 226H191V229H189ZM192 226H194V227H192ZM195 226H196V228H195ZM198 226H200V227H198ZM204 226H205V228H204ZM180 228H182V229L180 230ZM143 229H144V232H143ZM5 230H7V229H5ZM5 230H2L0 232V237H1V239H0V243H1L0 244V260L1 259H2L1 261L4 260L3 261L4 264H7V263L8 264H29V256L26 257V255L30 254L28 246H30L31 243H32L31 239H29L28 237H26L24 235L22 236L21 235L22 233H21V234H16V237L17 236H19V237H17L18 240L16 239L17 241H15L16 237H11L9 235L7 236V234L3 233V231H5ZM146 230H148V231L152 230V231H151V233L150 232L148 233ZM8 231L11 234L14 233V232L20 233L19 231H16L13 228H10V230L8 229ZM155 231H156V233H155ZM167 231H169V232H167ZM164 232H167V234L164 233ZM206 232H207V234H205ZM147 233H148V235H147ZM3 234H4L5 237L3 236ZM201 234L204 236V238H203L204 241H202L203 239H201V240L199 239V238L203 237ZM192 235L195 238H193ZM140 237L146 238L145 239L146 241L144 240V238L141 239ZM197 237H199V238H197ZM2 238H3V240H2ZM46 239H47L46 236H43V237L40 236V238L38 237V242L40 244V250H41L39 252V253H41V254H39V258H40L39 259V264H42V263H44V264L48 263L49 264L48 260H46V258L43 257V254L45 255L46 252H48L45 249V244L47 243ZM106 240H108V238ZM208 240H210V241H208ZM238 240H239V237H238ZM149 241H151L152 243H150ZM41 242H43V243H41ZM110 242L112 243V241H110ZM162 242H163V245H162ZM204 242H205V244H203ZM42 244H44V247L42 246ZM160 244H161V247H160ZM201 244H203L202 247H201ZM193 245L196 246L197 248L195 249V247ZM186 246L190 247V248L194 247L195 250L192 249V248L190 250V248H189V251L187 252L188 248ZM203 246H205V247H203ZM20 247H22V248H20ZM25 247H28V249L25 248ZM134 247L137 248V249L135 250ZM114 248L117 249L116 252L118 253V255H117V253L115 254V249ZM21 249L22 250L24 249V251H23L24 253L22 252ZM126 249H127V251H126ZM100 250H103V251L100 252ZM109 250H114V252H112V251L109 252ZM123 250H125V251H123ZM128 250L129 251L131 250V252H129ZM50 252L52 253V251H49V254H51ZM199 252H200V249L196 250V253H199ZM112 253H114V256H113ZM119 253H121V254L124 253V254H122L123 255L122 256ZM14 254L17 256V258H16V256ZM102 254H104L106 256H104ZM11 255L14 256V257H12ZM117 257H119V259ZM10 258H11V260H10ZM126 259H128V260H126ZM7 260H8V262H7ZM109 260H110V262H109Z\"/></svg>","mask_w":264,"mask_h":264},{"label":"built area","instance_id":"2783aa9c","mask_svg":"<svg viewBox=\"0 0 264 264\" xmlns=\"http://www.w3.org/2000/svg\"><path fill=\"white\" fill-rule=\"evenodd\" d=\"M246 29L239 24L226 27L227 46L223 65L226 70L234 69L239 58L241 41ZM261 94H238L228 99L227 106L233 118V130L237 136L255 133L264 123V71H261ZM239 217L224 219L214 241L208 247L206 264H238L235 244L238 240Z\"/></svg>","mask_w":264,"mask_h":264},{"label":"crops","instance_id":"0c3cea01","mask_svg":"<svg viewBox=\"0 0 264 264\" xmlns=\"http://www.w3.org/2000/svg\"><path fill=\"white\" fill-rule=\"evenodd\" d=\"M252 33L253 32L250 29H248L246 31L245 37L241 41L239 51L242 50V51H244L245 54H249V55H252L255 53L254 56H256L258 54V50H259L258 41H257V26L255 29V36H256L255 38L252 37V35H253ZM261 50H262L263 62H264V31H263V44H262ZM249 68H251V67H249Z\"/></svg>","mask_w":264,"mask_h":264}]
</instances>
